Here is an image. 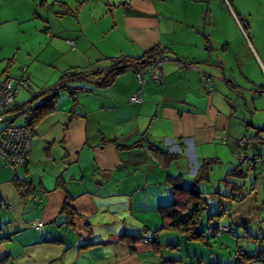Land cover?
Instances as JSON below:
<instances>
[{
  "label": "crops",
  "instance_id": "1",
  "mask_svg": "<svg viewBox=\"0 0 264 264\" xmlns=\"http://www.w3.org/2000/svg\"><path fill=\"white\" fill-rule=\"evenodd\" d=\"M1 1L0 22H16L18 34L11 48L5 52L14 54L17 50L19 56L23 57L19 64L26 61L29 64L31 60L37 61V58L39 61L34 69L28 65L22 68L23 71L21 69V72L25 71L26 77L21 78L27 85L25 93L28 96L20 103L14 98L13 104L6 110V121L0 123V129L8 123L14 124L19 112L14 110L16 105L40 102L44 96L42 90L51 88L66 70L106 68H99L104 66L100 60L106 56L95 53L94 57H85L91 49L90 44L80 38L76 47L72 39L75 32L66 24L59 25L57 15H61L64 7L71 9L75 0H15L9 12L2 10ZM216 3L218 0L115 1L111 8L116 15V31L122 41V46L117 47L119 53L138 57L153 46L169 50L161 56L160 80L153 82L149 72L140 68L141 84L130 69L119 73L105 87L95 86L88 81H72L68 84H72L73 88L85 90L76 91L79 95H74V101L71 97L69 108L63 102L59 104V100H70L65 99L67 93H59L55 109L32 126L29 153L24 163L18 166L5 164L12 167L10 169L2 167L0 199L8 204L0 208V237L3 238L0 240V259H4L3 264L226 262L222 261L226 254L217 249H209L208 256L204 251L180 250L178 240H185L179 234H175V244L168 242L172 236L162 232V229L152 237V231L158 226L150 227L142 216L136 221L141 220L143 233L124 231V225H119L121 215L117 211L120 205L130 214L134 207L146 212L151 211L153 205L155 210L167 198L154 200L151 204V198L148 197L147 202V198L133 193L136 188L125 199L119 198L129 187L139 186L130 183L122 186L123 177L130 173L122 169L132 162L133 153L141 156L144 146L148 148V145H154L149 142H156L154 140L157 139L158 143L155 144L158 145L159 140L164 138L182 145L185 139L199 152L200 158L205 159L203 148L206 145L214 140L223 138L225 141L229 138L232 117L221 114L214 99L221 84L219 81L225 80L224 68L220 67L218 57L217 64L213 60V52L219 43L212 29L216 24L213 23L211 5ZM231 4V0L228 4L220 0L219 6L222 14L233 23L234 29L236 16ZM34 19L37 20L33 30L23 26V23ZM206 26L211 29L205 31ZM240 29L247 36L246 30L243 27ZM103 30L105 27L100 29V33ZM204 32L207 34L204 35ZM33 33L39 38L37 44L26 45L24 40ZM69 41H73V47ZM225 47L226 42L222 41V49ZM251 51L254 55L253 48ZM61 52L68 59L65 61L62 57L63 62L59 63ZM11 63H15V55L1 58L0 80L15 78L16 75L10 72ZM32 76H44L45 84L53 83L49 86L34 85L36 83H32ZM207 78L211 79V89L206 87ZM34 86H37V90H33ZM62 93L65 95L60 96ZM133 93L141 97L140 103L127 101ZM138 140L139 146L131 147ZM233 143L237 147L238 143ZM181 148L182 152L184 146ZM147 152L144 151L145 156ZM6 170L12 174L6 175ZM12 178L28 181L29 191L14 188ZM246 196L244 193L243 201L234 210L235 215H230L226 224L240 226L245 235H249L250 224L256 223L258 230L262 229L259 219L248 217L249 212L244 205ZM63 204L71 211L69 223L65 222L67 219L60 212ZM111 209V218L103 215ZM33 223H40L41 228L34 229ZM150 230L149 234L143 235ZM122 232L140 239L128 243L121 237ZM162 236L163 241L159 242ZM260 246L264 257L263 243ZM231 251L226 253L231 255ZM244 254H248L247 243Z\"/></svg>",
  "mask_w": 264,
  "mask_h": 264
},
{
  "label": "rangeland",
  "instance_id": "2",
  "mask_svg": "<svg viewBox=\"0 0 264 264\" xmlns=\"http://www.w3.org/2000/svg\"><path fill=\"white\" fill-rule=\"evenodd\" d=\"M45 1L51 2L52 0ZM115 1L75 0L70 10H66L65 13L66 8L64 7L63 14L57 15V18L60 20V26L66 24L71 31L75 32L72 39L75 41L76 47L78 45L77 40L80 38H83L86 44H90L91 49L87 51L85 57L87 55L94 57L95 53L106 56L100 60L101 65L104 66H99V68L109 67L111 61L114 63L116 57L124 54L119 53L117 49L118 46H122V41L120 34L116 31V15L111 8L112 5H115ZM231 1V6L236 16L234 29L233 23L225 14H222L221 7L219 6L220 0H218V3L211 5L214 15L213 23L216 24L212 29L214 36L219 41L216 46L217 49L213 52V60L216 62V57H218V61L221 64L220 67L224 68L225 76V80L219 81L221 84H219L214 99L216 100L220 113L232 117V124L229 127V138L225 141L223 138L221 140H214L212 143L206 145L203 148L205 159H201L199 152L185 139L182 141V145L177 141V144L166 141L164 138L159 140L158 145L155 144L158 143L157 139L154 140L156 142L150 140L151 142L149 143H153L159 149L166 150L167 148L169 153H178L180 157L175 156L169 159L166 162V166L163 167L154 159L150 149L144 146V149L141 150L142 155L137 156L133 153L132 162L122 169L123 172L129 171L130 173L123 177L121 185L125 187L127 183H130L139 186L129 187L128 191H124L123 194L119 195V198L125 199L126 195L132 192L131 190L133 188H136L133 193H138L139 197L144 199L147 198V202L151 198V204H153L154 200L156 201L167 197L162 202L166 205L171 199L170 184L169 181L165 180L166 174L170 176L180 174V178L184 181L182 187H185L188 183H194L196 188L204 193L203 197L205 200L196 231L200 229L205 231L206 217L208 214H211L208 222L215 223L210 232L213 233L207 234L209 236L204 238L206 243L180 240L178 242H180V250L182 251L184 249H188L191 252L204 251L207 252V256L211 248L220 250L221 253L226 254V251L233 250L236 241L238 246L243 247L247 243V253H254L255 250H261L260 244L263 243L264 245V0ZM15 2V0H2V10L9 12ZM37 8L42 9V7ZM231 18L233 20V17ZM35 20L37 19L25 22L23 26L28 30H33ZM16 26V22H0V43L2 44L0 46V54H2L0 61L2 57L7 58L15 55V63L10 64V72L16 75L15 78H12L14 80L13 87L17 91L14 98H16V102L20 103L28 96L25 93L27 88L19 85L17 81L21 77H26L25 71L21 72V69L27 65L34 69L39 59L37 58V61L31 60L29 64H27V61L23 62L24 64H19L23 57L19 56L17 50L14 51V54L12 52H5L11 48L13 40L18 35ZM104 27L105 30L100 33V29ZM240 27L246 30L247 36L243 34ZM210 29V26H206L205 31ZM206 34L204 32V35ZM38 40V36L33 33L28 35L24 41L26 45L31 46L37 44ZM222 41L226 42L224 49H222ZM252 48L255 52L254 55L251 51ZM62 57L65 58V61L68 59L67 55L61 52L59 63L63 62L61 61L63 59ZM26 74H28L27 70ZM32 77L34 78L32 79ZM32 77V83H36L34 85L49 86L53 83L45 84L44 76ZM68 86L72 87L73 85L68 84ZM33 90H37V86H34ZM63 95L65 93H62L60 96ZM75 95L78 97L79 93L76 92ZM67 96L65 95V99L70 100H59V104L63 102V105L69 108L72 103L71 95L67 94ZM24 117L22 115L16 116L13 122L14 125H21ZM149 132L151 133V130ZM244 136L246 137V144L242 148L238 146V144L241 145L238 141ZM233 141L238 143L237 147H235ZM180 146H184L182 152ZM144 151H148L146 154L147 157ZM242 151L248 157L253 154L259 155L261 162L254 164L253 167H247L246 162H239V159L235 156L237 153H242ZM199 165L201 166V172L198 173V179L195 180L196 170ZM237 166L238 168L235 170ZM2 167L9 168L0 158V175L4 172ZM11 174V171L6 170V175L10 176ZM165 190H167L166 194L164 193ZM244 193L247 195V201H244V205L248 209V217H256L259 219L261 222L260 228L262 229L259 231V226L256 223L250 224V229H248L249 235H245L240 226L237 227L235 224L233 226L230 223L227 226L226 224L227 220L229 222V216L235 215L234 210L237 204L243 200H233L232 198L224 199L222 196L225 194L241 195ZM121 210L122 206H117V211L121 215V218L118 219L119 225L120 227L124 225V231H139L143 233L141 220L136 221L137 218L141 219V216L150 227L157 226L159 221L153 205H151V211L146 212H142L138 207L132 209V214L129 213L128 209ZM111 212L112 209L108 214L104 213L103 215L111 218ZM98 214H101V212H98ZM212 219L213 221H211ZM226 227L238 233H231L232 231L228 229L226 232H222L221 230ZM150 232L151 230L148 232L145 231L143 235L149 234ZM162 232H168L172 236V239L168 240L172 244H175V239L177 238L175 234H181L175 230H165ZM122 233V235L131 236L127 232ZM247 236L253 237V239ZM125 241L128 243L133 242L127 241L126 238ZM161 241H163V236L159 239V242ZM255 255H257V252ZM254 264L264 263L257 261Z\"/></svg>",
  "mask_w": 264,
  "mask_h": 264
},
{
  "label": "trees",
  "instance_id": "3",
  "mask_svg": "<svg viewBox=\"0 0 264 264\" xmlns=\"http://www.w3.org/2000/svg\"><path fill=\"white\" fill-rule=\"evenodd\" d=\"M225 1L227 4L230 2V0H225ZM66 10H68V8H66ZM62 13L63 12H61V14ZM204 40L206 41V38ZM165 51H169V50H166L165 48H159L158 46H153L150 49L144 51L138 57H130L124 55L116 57L115 58L116 61L114 63H112L111 61L110 66L104 69H93L91 71H84V70L72 68L66 70L64 73H62V75L58 78L57 82L51 88L42 90L44 96L42 97L40 102L33 104L29 101L20 105H16L14 110L19 111L16 115L22 114L23 116H25L23 123L31 130L32 126H34V124L41 117L49 114L55 109V104L57 102V98L59 97L60 92H65L67 94H70L74 101L75 100L74 95L76 91L85 90L83 88H78V87L76 88L69 87L68 86L69 82L82 80V81L91 82L95 86L105 87L110 85L114 80V78L119 73L125 71L126 69L133 70L134 73L135 71H138L140 68H144L152 59L156 58L159 62H161L162 60L161 56L163 53H165ZM119 59L120 61H118ZM22 81L24 82L25 87H27L25 81L23 79ZM2 129H0V131ZM243 139H244L243 145L238 144L242 148L245 147L246 137L244 136ZM138 143L140 144V140L132 143L131 147L139 146ZM147 147H148L147 149H150L151 153L153 154L154 159L157 162H159L163 167L166 166V162L169 159H172L175 156H177L178 158L180 157L178 153H169L167 148L166 150H161L154 145H148ZM242 153L245 159L250 160L248 163L246 161H243L247 163V167H253L254 164L261 162L260 156L257 154H253L250 157H248L247 155H245L243 151ZM237 168L238 166L235 168V170H237ZM199 172H201L200 165L196 170L195 180L198 179L197 175ZM165 180L169 181L170 184L171 199L166 205L158 204L155 207V211L159 218V221L157 223L158 227L152 231V237L161 229L164 231L175 230L178 233H181L179 235L185 241H191V242L199 241L206 243V240H204V238H207V234H209L212 231L210 230V232H206V230L214 225V222L213 223L208 222L209 216L211 214H208V216L206 217L205 231H203V229L196 231V226L199 223L201 210L203 209V205L205 202L203 197L204 193L200 192L196 188L194 183H188L187 185H185V187H182L184 181L180 178V174L174 176H170L169 174H166ZM11 182L14 188H16L17 190L19 189L22 192L29 191L30 183L28 181H23L18 178H12ZM222 196L224 199L232 198L233 200H241L243 199L244 194L241 195L225 194ZM0 208H1V204H0ZM60 212L65 215V218L67 219L65 222L69 223V216H71V211L69 210L66 204L62 205ZM211 221H213V219ZM223 231L226 232V230ZM231 233L235 234L234 231H232ZM121 237L123 239L126 238V240L129 242L132 241L135 242L136 240L140 239V237L132 236V235L131 236L121 235ZM1 239L3 238L0 237V240ZM173 247L176 246L173 245ZM231 252H232L231 255L229 253L228 254L226 253V255L223 257L222 261L226 260V262H222V263L220 262L219 264H249L254 260H259L264 262V257L262 254L263 250L262 252L260 250H255L253 254L250 253L244 254V247L238 246L237 241L234 244L233 250ZM256 252L257 255H255ZM3 263H4V259H0V264ZM184 264H193V263L186 262Z\"/></svg>",
  "mask_w": 264,
  "mask_h": 264
},
{
  "label": "built area",
  "instance_id": "4",
  "mask_svg": "<svg viewBox=\"0 0 264 264\" xmlns=\"http://www.w3.org/2000/svg\"><path fill=\"white\" fill-rule=\"evenodd\" d=\"M69 45L73 47V41H69ZM160 62L155 58L150 60L147 71L149 72L150 79L153 82H157L160 80V71H159ZM134 77L141 84V72L135 71ZM13 79L7 78L0 80V123L6 121V110L13 104V100L15 95L17 94L16 89L13 87ZM19 85L22 87L25 86L22 78L18 80ZM207 89H211V79L207 78L206 80ZM129 103H140L141 97L133 93L127 99ZM30 135L31 130L24 123L21 125L14 124H6L5 127L0 131V158L3 163L9 166H18L24 163L26 160L29 148H30ZM244 139H240L238 142L243 145L242 141ZM236 158L239 159V162L246 161L247 163L250 161L249 159H245L243 153H237ZM261 161V160H260ZM1 206H8L7 203H3L0 201ZM34 229H40V223L31 224ZM215 225V223H214ZM213 225V226H214ZM211 226L206 230V232H210L213 228ZM231 230V228H223V230Z\"/></svg>",
  "mask_w": 264,
  "mask_h": 264
},
{
  "label": "flooded vegetation",
  "instance_id": "5",
  "mask_svg": "<svg viewBox=\"0 0 264 264\" xmlns=\"http://www.w3.org/2000/svg\"><path fill=\"white\" fill-rule=\"evenodd\" d=\"M148 64H149V63H148ZM148 64H147L143 69H147ZM138 71H140V70H138ZM140 72H141V71H140Z\"/></svg>",
  "mask_w": 264,
  "mask_h": 264
}]
</instances>
